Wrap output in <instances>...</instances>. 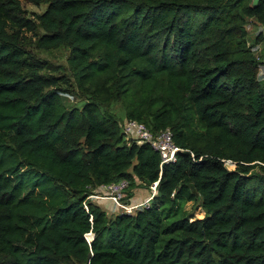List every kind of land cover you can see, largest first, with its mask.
<instances>
[{
    "label": "trees",
    "instance_id": "obj_1",
    "mask_svg": "<svg viewBox=\"0 0 264 264\" xmlns=\"http://www.w3.org/2000/svg\"><path fill=\"white\" fill-rule=\"evenodd\" d=\"M28 1L46 4L36 44L66 46L71 78L22 46L36 24L21 0H0V264H264V78L246 27L264 40V0ZM71 84L86 99L67 108ZM112 100L169 127L176 159L127 138ZM122 178L156 191L109 218L88 196Z\"/></svg>",
    "mask_w": 264,
    "mask_h": 264
},
{
    "label": "rangeland",
    "instance_id": "obj_2",
    "mask_svg": "<svg viewBox=\"0 0 264 264\" xmlns=\"http://www.w3.org/2000/svg\"><path fill=\"white\" fill-rule=\"evenodd\" d=\"M21 4L24 10V15L34 20L36 24L34 31H24L21 41L22 46L26 50H29V52L32 53L35 57L49 61L53 68L52 73L56 75L63 74L71 78V69L69 62L67 60L69 56V49L66 46H60L56 49L44 50L42 48H39L36 44V39L41 35L43 30L38 25V21L35 16L37 13H40L41 11L44 10L46 4L41 3L39 5H34L28 0H21ZM246 27L248 30L247 38L249 40V43H254L253 45L255 46L254 48H252L253 51L256 53L257 56H261L262 54V57L260 59L262 60L261 61L262 63L258 65V70H257V78L262 80L264 78V40H259V42L257 43L253 41V38L256 36L258 31L261 30L262 27L254 20L253 21L250 20L247 23ZM62 86L64 85H61V87ZM66 87L68 88V91L63 94L62 100L67 108L80 105L83 102V100L86 99L85 94L81 90H78L73 84ZM102 108L108 109L109 111L114 113L117 116L118 120H120L119 122H122V120L125 119L124 110L122 104L119 101L112 100L109 102H105L102 104ZM82 149L85 152V148L83 145H82ZM225 165L228 169L234 168V163H232L231 161H225ZM131 184H134V187ZM127 187L125 188L124 194L121 196V199L119 200L124 203H129L132 200H141L138 201V203H140L144 201L151 194V188H149V186L138 183L137 180L136 181L132 180V182ZM104 189H105L104 187L100 186L96 188L94 194L103 195ZM143 196H147V197L143 199ZM88 198L92 203L100 206L103 210H105L109 218L121 212V209H119L120 207H117L114 201L111 199L101 198L97 196H90ZM199 203H200L199 201L197 202L188 201L185 203L184 209L187 212V216L189 217V219L200 218L204 215V210L199 205ZM69 263L84 264L82 262L76 261L75 259H71Z\"/></svg>",
    "mask_w": 264,
    "mask_h": 264
},
{
    "label": "built area",
    "instance_id": "obj_3",
    "mask_svg": "<svg viewBox=\"0 0 264 264\" xmlns=\"http://www.w3.org/2000/svg\"><path fill=\"white\" fill-rule=\"evenodd\" d=\"M253 46L252 48H254ZM120 128L124 135L127 138H133L138 143L146 142L150 144L160 155L161 163L171 162L176 159L177 151L182 150L178 147L174 140L172 131L169 127H166L156 133H153L145 123L136 120V119H127L125 118L120 122ZM128 180L126 178H122L117 181L109 182L106 184L101 185L104 187V194L97 195V194H90V196H97L101 198L111 199L114 201L117 207H120L121 211L123 212H134L137 208L147 205L151 194L142 202H134V203H124L119 201L121 196L124 194L125 188L128 186ZM156 181L150 185L152 192H154L156 187ZM85 208L87 205L83 202Z\"/></svg>",
    "mask_w": 264,
    "mask_h": 264
},
{
    "label": "crops",
    "instance_id": "obj_4",
    "mask_svg": "<svg viewBox=\"0 0 264 264\" xmlns=\"http://www.w3.org/2000/svg\"><path fill=\"white\" fill-rule=\"evenodd\" d=\"M140 197H142V196H140ZM146 197H147V196H143V199L146 198ZM143 199H142V200H143ZM138 201H141V200H132L130 203H134V202H138Z\"/></svg>",
    "mask_w": 264,
    "mask_h": 264
},
{
    "label": "clouds",
    "instance_id": "obj_5",
    "mask_svg": "<svg viewBox=\"0 0 264 264\" xmlns=\"http://www.w3.org/2000/svg\"><path fill=\"white\" fill-rule=\"evenodd\" d=\"M157 182V181H156ZM157 184V183H156ZM149 188H150V186H149ZM155 191H156V187H155V190H154V192H152V190H151V196L155 193ZM130 203V202H129Z\"/></svg>",
    "mask_w": 264,
    "mask_h": 264
},
{
    "label": "water",
    "instance_id": "obj_6",
    "mask_svg": "<svg viewBox=\"0 0 264 264\" xmlns=\"http://www.w3.org/2000/svg\"><path fill=\"white\" fill-rule=\"evenodd\" d=\"M258 0H252L253 3H256Z\"/></svg>",
    "mask_w": 264,
    "mask_h": 264
}]
</instances>
